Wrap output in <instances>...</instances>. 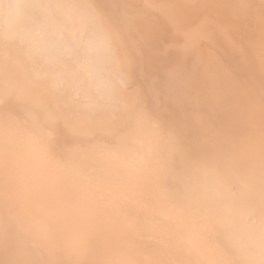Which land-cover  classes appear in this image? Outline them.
<instances>
[{
	"label": "bare ground",
	"instance_id": "obj_1",
	"mask_svg": "<svg viewBox=\"0 0 264 264\" xmlns=\"http://www.w3.org/2000/svg\"><path fill=\"white\" fill-rule=\"evenodd\" d=\"M27 3L122 83L0 36V264H264V0Z\"/></svg>",
	"mask_w": 264,
	"mask_h": 264
},
{
	"label": "clouds",
	"instance_id": "obj_2",
	"mask_svg": "<svg viewBox=\"0 0 264 264\" xmlns=\"http://www.w3.org/2000/svg\"><path fill=\"white\" fill-rule=\"evenodd\" d=\"M38 16L36 3L0 0V36L24 45L28 55L49 61L75 55V71L82 74L88 89L100 99L110 93L115 83H122L110 68V38L102 29L86 27L73 37V45L69 48L57 30Z\"/></svg>",
	"mask_w": 264,
	"mask_h": 264
}]
</instances>
